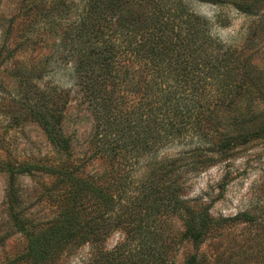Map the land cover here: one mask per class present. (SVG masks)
Instances as JSON below:
<instances>
[{
    "label": "trees",
    "instance_id": "trees-1",
    "mask_svg": "<svg viewBox=\"0 0 264 264\" xmlns=\"http://www.w3.org/2000/svg\"><path fill=\"white\" fill-rule=\"evenodd\" d=\"M199 1L228 3L241 13L264 5ZM40 2L23 0L19 14L28 17ZM209 25L186 0L88 1L61 44L63 59L74 58L75 85L94 121L92 153L86 160L73 157L61 132L69 92L35 84L29 117L64 159L23 166L38 191L9 176L5 204L25 248L7 264H57L64 253L84 244L97 247L115 230L123 231V240L109 251L97 249L87 264H166L179 241L166 233L171 216L182 219L194 244L236 223L264 232V210L215 218L201 199L184 195L188 172L230 155L252 137L264 138V68L245 49L221 47ZM244 97L254 106L242 108ZM189 134L200 139L198 146L157 158L161 148ZM212 151L217 158L207 154ZM94 158L103 165L87 170ZM140 162L141 173L132 174ZM36 203L49 211L37 214ZM244 255L228 254L220 264H244ZM186 264L206 261L197 256Z\"/></svg>",
    "mask_w": 264,
    "mask_h": 264
},
{
    "label": "rangeland",
    "instance_id": "rangeland-1",
    "mask_svg": "<svg viewBox=\"0 0 264 264\" xmlns=\"http://www.w3.org/2000/svg\"><path fill=\"white\" fill-rule=\"evenodd\" d=\"M88 1L41 0L24 17L19 14L23 0H0V264H7L25 248L5 204L9 176L12 174L14 184L23 185V189L38 191L35 180L26 175L23 166L32 160L58 163L64 159L49 144L43 129L29 117L27 107L35 84L57 86L69 92L61 132L69 141L73 157L86 160L91 156L89 139L94 121L75 85L74 58L63 59L61 44L64 34L79 22ZM186 1L188 7L209 21V32L216 43L245 49L249 60L264 68V25L258 21L264 15V5L241 13L228 3ZM32 2L36 0H28ZM247 103L251 104L248 97L242 98V108ZM199 143L198 137L189 134L182 141L167 144L156 155L172 156ZM207 154L218 157L214 151ZM86 165L91 170L103 164L94 158ZM139 165L144 164L135 165L130 170L132 174L141 173ZM186 179L184 195L201 199L215 218L244 211L259 214L264 210V138H250L230 155L188 172ZM32 210L39 215L49 211L37 203ZM166 222L167 235L173 241L179 240L167 253L166 264H186L197 256L205 258L206 264H220L221 257L243 252L244 264H264V232L260 226L236 223L194 244L182 219L171 216ZM123 238V231L115 230L97 247L84 244L64 253L57 264H87L97 256V249L109 251Z\"/></svg>",
    "mask_w": 264,
    "mask_h": 264
}]
</instances>
